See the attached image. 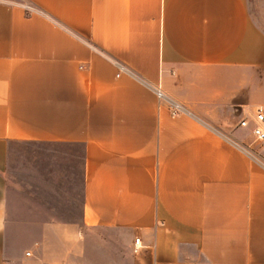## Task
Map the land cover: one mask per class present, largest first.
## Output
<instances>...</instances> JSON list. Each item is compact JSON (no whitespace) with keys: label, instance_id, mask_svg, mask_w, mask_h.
Listing matches in <instances>:
<instances>
[{"label":"crops","instance_id":"crops-1","mask_svg":"<svg viewBox=\"0 0 264 264\" xmlns=\"http://www.w3.org/2000/svg\"><path fill=\"white\" fill-rule=\"evenodd\" d=\"M250 8L0 0V264L72 263L8 247L10 149L27 143L84 150L80 221L59 224L117 249L140 239L142 264H264V148L240 126L264 105ZM158 86L188 113L173 116Z\"/></svg>","mask_w":264,"mask_h":264},{"label":"rangeland","instance_id":"rangeland-1","mask_svg":"<svg viewBox=\"0 0 264 264\" xmlns=\"http://www.w3.org/2000/svg\"><path fill=\"white\" fill-rule=\"evenodd\" d=\"M249 4L252 16L264 30V0H249ZM253 137L251 143L256 145ZM263 153L261 149L255 159L261 162ZM84 158L81 147L33 143L11 146L7 172L8 247L33 251L39 256L37 262L48 256L73 264H142L141 252L135 247L117 249L121 242L103 240L98 231L83 225L59 224L60 220L80 221Z\"/></svg>","mask_w":264,"mask_h":264},{"label":"built area","instance_id":"built-area-1","mask_svg":"<svg viewBox=\"0 0 264 264\" xmlns=\"http://www.w3.org/2000/svg\"><path fill=\"white\" fill-rule=\"evenodd\" d=\"M24 7L28 11L35 10V8L28 3H25ZM116 65L120 72L118 73V76H120V74L122 73H129L132 75L135 74L131 69H129L126 65L120 62H116ZM154 91L156 92V95L160 103H166L168 105V107L170 108L169 110L173 116L188 113V109L186 108V106H184L183 104L179 102L172 100L160 86L155 87ZM254 118H255L254 125L251 128V132H252V135L254 136L255 142H257L259 145H261L262 148H264V105L257 107V109L255 110ZM250 125L251 123L249 119L247 118L242 119L240 121L241 127L249 128ZM260 160L261 162H263L262 164H264V158L262 157ZM140 243H141L140 239H137L136 240L137 250L142 248V245Z\"/></svg>","mask_w":264,"mask_h":264}]
</instances>
